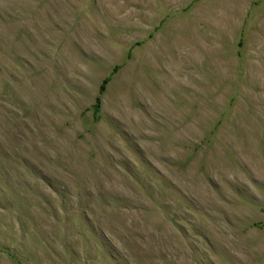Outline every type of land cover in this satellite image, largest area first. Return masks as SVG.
<instances>
[{
  "label": "rangeland",
  "instance_id": "obj_1",
  "mask_svg": "<svg viewBox=\"0 0 264 264\" xmlns=\"http://www.w3.org/2000/svg\"><path fill=\"white\" fill-rule=\"evenodd\" d=\"M241 4L0 0V264H264Z\"/></svg>",
  "mask_w": 264,
  "mask_h": 264
},
{
  "label": "crops",
  "instance_id": "obj_2",
  "mask_svg": "<svg viewBox=\"0 0 264 264\" xmlns=\"http://www.w3.org/2000/svg\"><path fill=\"white\" fill-rule=\"evenodd\" d=\"M237 1H240L241 3H243L240 6V11H242L244 15L250 14V12H252L253 9L258 7L260 4L264 3V0H237ZM235 16H239V15H235ZM263 17H264V14H263Z\"/></svg>",
  "mask_w": 264,
  "mask_h": 264
},
{
  "label": "trees",
  "instance_id": "obj_3",
  "mask_svg": "<svg viewBox=\"0 0 264 264\" xmlns=\"http://www.w3.org/2000/svg\"><path fill=\"white\" fill-rule=\"evenodd\" d=\"M107 84V83H106ZM102 91H104V88H102Z\"/></svg>",
  "mask_w": 264,
  "mask_h": 264
}]
</instances>
